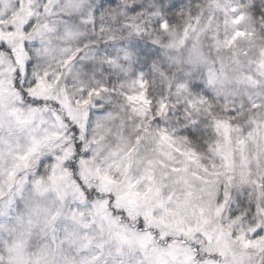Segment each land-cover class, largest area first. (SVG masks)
Listing matches in <instances>:
<instances>
[{
    "label": "snow or ice",
    "instance_id": "snow-or-ice-1",
    "mask_svg": "<svg viewBox=\"0 0 264 264\" xmlns=\"http://www.w3.org/2000/svg\"><path fill=\"white\" fill-rule=\"evenodd\" d=\"M0 264H264V0H0Z\"/></svg>",
    "mask_w": 264,
    "mask_h": 264
}]
</instances>
